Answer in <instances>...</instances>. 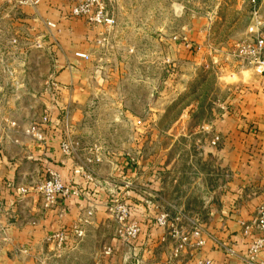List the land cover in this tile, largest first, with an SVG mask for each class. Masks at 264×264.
Wrapping results in <instances>:
<instances>
[{
    "label": "crops",
    "instance_id": "crops-1",
    "mask_svg": "<svg viewBox=\"0 0 264 264\" xmlns=\"http://www.w3.org/2000/svg\"><path fill=\"white\" fill-rule=\"evenodd\" d=\"M256 2V21L264 23V0ZM0 11V121L12 122L1 124L0 185L10 181L29 189L0 212V264H34L35 257L50 258L48 264H264V249L252 262L247 259L248 247L262 235L252 219L264 199V75L234 64L225 68L209 96L215 98L216 113L193 121L187 112V135L175 128L163 136L154 113L138 117L130 112L124 92L119 102H101L104 78H112L96 58L101 28L68 17L46 0L35 6L0 0ZM254 20L249 10L247 27ZM47 22L56 27H47ZM38 39L39 49L33 47ZM136 39L134 45L127 44L135 66L133 76L126 74L125 79L134 77L138 84L153 78L149 73L159 64L160 41ZM21 63L26 69H19ZM8 70L15 72V79ZM51 80L58 83L55 96ZM204 102L199 106L209 105L208 98ZM196 106L189 104L192 111ZM112 109L118 111L115 122L135 128L118 142L93 132L96 111ZM33 124L49 135L44 150L25 132ZM163 138L171 143L167 151L160 144ZM62 141L73 147L69 155L61 151ZM47 166L77 192L50 210L36 191ZM80 166L91 180L73 176L72 170ZM126 180L130 185L124 187ZM116 188L130 207V218L141 227L130 245L115 238L117 225L109 206ZM160 214L180 219L173 228L159 226ZM76 225L83 229L80 238L72 232ZM58 229L67 232L62 245L46 240Z\"/></svg>",
    "mask_w": 264,
    "mask_h": 264
},
{
    "label": "rangeland",
    "instance_id": "rangeland-1",
    "mask_svg": "<svg viewBox=\"0 0 264 264\" xmlns=\"http://www.w3.org/2000/svg\"><path fill=\"white\" fill-rule=\"evenodd\" d=\"M101 1L105 15L113 20L110 29L98 26L101 32L96 39V58L102 70L106 69L112 77L104 78L107 88L104 94L100 95L101 102L109 104L119 102L122 97L120 93L124 92L126 96L123 98L127 100L125 103L131 106L130 112L138 117H152L151 114L154 113L159 120L158 128L163 136H168L175 128L178 129L176 133L179 135H187V112L191 114L193 121L211 117L216 113L212 105L215 98L210 99L209 96L215 90L216 76L235 63V58L230 54V47L248 35L251 0ZM136 37H142L147 41L153 37L160 41L159 64L157 68H153V72H148L149 75L153 73V78L143 79L138 84L134 81V77L125 79L126 74L133 76L131 67L135 66V62L130 56L132 51L129 46L136 43ZM194 38L197 41L193 40ZM173 42L176 45H172ZM182 45L189 54L180 49ZM184 53L185 58H183ZM121 62L124 63L122 70ZM21 64L19 69H26L27 65ZM15 77L14 72L11 78L15 79ZM15 84L18 83L15 81ZM101 85L102 82L99 86ZM207 98L209 105L199 106V103H205ZM191 103L197 105L193 111L189 108ZM149 107L154 110H150ZM117 112L113 109L96 111L97 117L93 125L96 136H106L118 142L123 134L135 132L134 127L120 125L114 121ZM174 122L175 125L172 126ZM164 139L160 144L167 151L171 143ZM32 143L34 144L33 141ZM120 191V188H116L111 192L114 199L109 211L114 221L111 206L115 200L122 201ZM161 215L166 216V225L170 228H173L180 219L178 215L172 218L167 214L159 216ZM175 217H179L178 221H174ZM129 219L136 222L130 217ZM115 223L118 226L116 221ZM65 259L70 261L69 257ZM47 260L35 257L33 262L48 264ZM56 261H60V258Z\"/></svg>",
    "mask_w": 264,
    "mask_h": 264
},
{
    "label": "built area",
    "instance_id": "built-area-1",
    "mask_svg": "<svg viewBox=\"0 0 264 264\" xmlns=\"http://www.w3.org/2000/svg\"><path fill=\"white\" fill-rule=\"evenodd\" d=\"M41 0H6L7 3H14L17 6H35L40 3ZM50 4L59 7L61 12L64 11L65 15L71 18L84 19L87 23L92 26H100L105 29H110L113 24V20L108 18L104 12V6L101 0H46ZM251 17L255 20L248 27V35L244 39L239 40L230 47V54L235 58L234 65L240 69H247L255 72L257 75H264V23L256 21L258 17L259 6L256 0H251ZM1 14V11H0ZM47 27L55 28L54 22H47ZM12 44H16V40L12 39ZM34 48L42 47V39H38L34 42ZM76 56L82 59H88V55L85 53H76ZM8 73L12 76L14 71L8 70ZM49 86L51 87V95L55 96V92L58 90V83L51 81ZM1 110V109H0ZM49 119L48 114L44 115V124ZM0 121V136L2 131L3 123L12 124L8 119L3 118ZM43 124V125H44ZM55 125L51 126L53 128ZM43 126L30 125L26 129L34 144L37 145L41 150L49 144V135L46 133ZM50 128V129H51ZM217 138L214 139L213 143H216ZM60 149L64 154L69 155L73 151V147L68 141H62L60 143ZM97 160V159H96ZM83 168L76 167L72 170L73 176L83 175L89 180L91 176L88 173L83 174ZM130 185L128 180L124 181L122 186L127 187ZM36 191L41 195L43 201V207L45 210H50L56 207L59 199H67L77 192L71 189L63 181L60 173L53 167L47 166L44 168V178L42 182L37 186ZM29 193V189L21 185H12L10 181H4L0 185V212L6 211L7 207L13 206L19 197L25 196ZM264 194V190H263ZM4 195L10 196L6 200ZM111 211L114 213L115 221L118 226L116 228L115 237L120 239L122 243L130 245L133 244L139 237L141 227L137 222H133L129 219L131 211L128 205L123 203L121 200H115L111 206ZM91 211H87L86 215H90ZM179 217H175L174 221H178ZM166 216L161 215L157 218V224L159 226L166 225ZM252 224L261 233V237L251 243L247 249V259L252 262L253 258L257 253L264 249V199L257 205L255 209V215L252 219ZM173 227V225L171 224ZM72 232L77 237L83 236V229L80 225L72 227ZM67 238V232L58 229L46 236V240L54 242L58 245H62ZM202 241H199L201 244ZM111 250L107 249L106 254H111ZM233 253V252H231ZM205 264H210L206 261ZM252 264V263H249Z\"/></svg>",
    "mask_w": 264,
    "mask_h": 264
}]
</instances>
